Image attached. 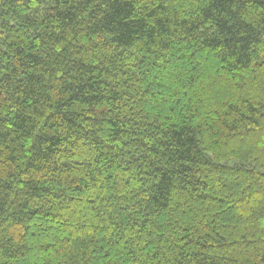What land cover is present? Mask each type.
<instances>
[{"label":"trees","instance_id":"trees-1","mask_svg":"<svg viewBox=\"0 0 264 264\" xmlns=\"http://www.w3.org/2000/svg\"><path fill=\"white\" fill-rule=\"evenodd\" d=\"M0 264H264V0H0Z\"/></svg>","mask_w":264,"mask_h":264}]
</instances>
